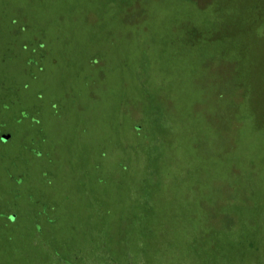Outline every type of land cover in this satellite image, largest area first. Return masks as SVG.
<instances>
[{"label": "rangeland", "instance_id": "obj_1", "mask_svg": "<svg viewBox=\"0 0 264 264\" xmlns=\"http://www.w3.org/2000/svg\"><path fill=\"white\" fill-rule=\"evenodd\" d=\"M0 264H264V0H0Z\"/></svg>", "mask_w": 264, "mask_h": 264}]
</instances>
